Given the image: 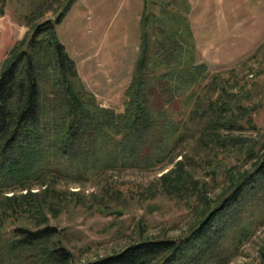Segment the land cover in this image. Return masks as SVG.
I'll return each instance as SVG.
<instances>
[{"label": "rangeland", "instance_id": "obj_1", "mask_svg": "<svg viewBox=\"0 0 264 264\" xmlns=\"http://www.w3.org/2000/svg\"><path fill=\"white\" fill-rule=\"evenodd\" d=\"M67 1L0 0V72L34 27L53 21ZM164 4L188 20L195 62L208 69L201 110L190 115L191 104L173 106V119L187 120L189 132L172 160L151 170L112 167L0 192V264H45L28 251L5 253L16 229L53 228L47 245L70 252L65 264L92 262L143 241L182 243L264 159V0H76L57 27L76 78L97 104L122 113L144 7L157 13ZM218 101L225 106L216 113ZM228 118L238 126L220 124L205 134L213 121ZM178 177L187 187L170 192ZM257 186L219 214L228 234L218 242L219 257L202 264L261 263L264 181Z\"/></svg>", "mask_w": 264, "mask_h": 264}, {"label": "trees", "instance_id": "obj_2", "mask_svg": "<svg viewBox=\"0 0 264 264\" xmlns=\"http://www.w3.org/2000/svg\"><path fill=\"white\" fill-rule=\"evenodd\" d=\"M75 1L68 0L53 21L36 25L0 72L2 193L41 185L54 176L82 179L112 167L151 170L167 165L178 141L189 132L187 120L173 119V106L176 102L182 108L191 104L190 115L201 110L199 89L208 69L195 62L188 20L166 4L157 13L144 7L139 54L124 93L123 112L97 104L76 78L57 35L58 25ZM224 106V102H215V112ZM179 113L184 116L185 112L181 109ZM220 124L238 126L232 118L216 119L205 134L210 136ZM182 177L168 185L170 192L187 187ZM263 181L264 159L182 243L143 241L83 264H149L164 253L168 255L159 264L216 260L218 242L228 234L219 214L242 202ZM13 233L7 254L28 251L34 261L45 264H65L72 257L63 247L47 245L55 235L51 227ZM190 253H195L193 259L187 257ZM260 264H264V250Z\"/></svg>", "mask_w": 264, "mask_h": 264}]
</instances>
